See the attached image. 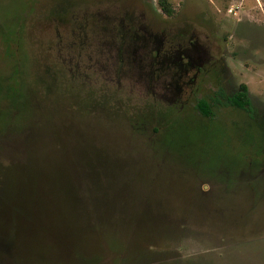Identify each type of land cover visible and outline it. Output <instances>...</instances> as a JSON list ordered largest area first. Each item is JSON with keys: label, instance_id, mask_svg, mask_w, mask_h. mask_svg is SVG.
I'll return each instance as SVG.
<instances>
[{"label": "rangeland", "instance_id": "obj_1", "mask_svg": "<svg viewBox=\"0 0 264 264\" xmlns=\"http://www.w3.org/2000/svg\"><path fill=\"white\" fill-rule=\"evenodd\" d=\"M0 264H264V0H0Z\"/></svg>", "mask_w": 264, "mask_h": 264}, {"label": "trees", "instance_id": "obj_2", "mask_svg": "<svg viewBox=\"0 0 264 264\" xmlns=\"http://www.w3.org/2000/svg\"><path fill=\"white\" fill-rule=\"evenodd\" d=\"M219 95L223 97V102L221 103L222 106L244 111L247 113V115L253 113V108L249 99L248 89L244 84H241L239 86L238 91L229 96H224L222 93H220ZM195 109L197 113H199L204 118H207L211 115L210 106L203 99L196 101Z\"/></svg>", "mask_w": 264, "mask_h": 264}]
</instances>
